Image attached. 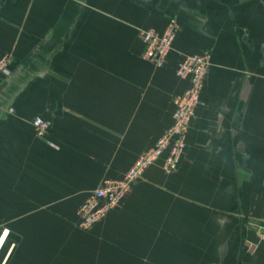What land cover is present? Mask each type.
<instances>
[{
  "label": "crops",
  "instance_id": "1",
  "mask_svg": "<svg viewBox=\"0 0 264 264\" xmlns=\"http://www.w3.org/2000/svg\"><path fill=\"white\" fill-rule=\"evenodd\" d=\"M170 18L181 28L157 68L140 33ZM205 51V104L178 169L150 167L82 229L79 206L155 146L189 86L179 62ZM7 54L0 264H264V0H0Z\"/></svg>",
  "mask_w": 264,
  "mask_h": 264
},
{
  "label": "built area",
  "instance_id": "2",
  "mask_svg": "<svg viewBox=\"0 0 264 264\" xmlns=\"http://www.w3.org/2000/svg\"><path fill=\"white\" fill-rule=\"evenodd\" d=\"M167 23L163 31L151 28L142 30L140 33L145 44L143 58L157 68L167 65L176 35L181 28L176 18H170ZM12 63L13 59L10 55L0 57V81L12 75ZM211 66L212 53L210 51L187 56L179 62L176 76L179 79L188 80L189 86L173 99L172 124L164 130L155 146L140 155L122 177L104 181L101 187L87 196L77 211L79 226L82 229H91L101 222L111 210L119 207L131 192L132 186L143 179L150 167L161 164L166 173H173L178 169L186 155L188 133L192 121L197 110L205 104L202 93ZM32 125L37 137L47 140L51 127L49 121L37 116L32 120ZM7 232L5 231L6 234Z\"/></svg>",
  "mask_w": 264,
  "mask_h": 264
},
{
  "label": "water",
  "instance_id": "3",
  "mask_svg": "<svg viewBox=\"0 0 264 264\" xmlns=\"http://www.w3.org/2000/svg\"><path fill=\"white\" fill-rule=\"evenodd\" d=\"M223 251V250H222ZM223 253H224V251H223Z\"/></svg>",
  "mask_w": 264,
  "mask_h": 264
}]
</instances>
